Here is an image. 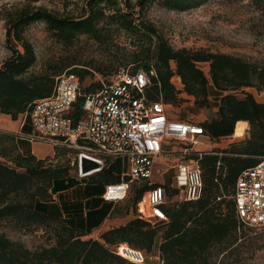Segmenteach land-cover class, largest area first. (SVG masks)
Listing matches in <instances>:
<instances>
[{"label": "trees", "instance_id": "obj_1", "mask_svg": "<svg viewBox=\"0 0 264 264\" xmlns=\"http://www.w3.org/2000/svg\"><path fill=\"white\" fill-rule=\"evenodd\" d=\"M208 1L84 0L82 13L77 17L59 15L42 7H23L7 14L5 41L11 55L0 66V114L10 116L13 121L28 112L34 101L51 94L57 76L72 74L80 83L85 75H91L86 69H69L71 66L63 73L59 67L50 75L27 73L35 64L36 55L33 46L23 38V31L30 24L41 22L60 43L71 44L79 36H86L108 52L117 49L118 39L125 36L132 49L123 56V61L132 65L133 72L139 69L155 72L147 96L153 100L160 96L168 107L179 102L171 83L173 77H178L183 91L194 98L196 109L209 105V87L220 93L215 118L200 123L210 141L232 137L241 122L249 128L243 141L201 156L202 189L198 200L167 207V223L152 228L146 223L147 228L135 224L120 226L103 233L99 240L82 239L86 234L40 211V205L51 201L52 194L60 191L57 188L63 186L65 179L67 183L63 187L73 183L68 164L66 167L51 164L59 152L68 151L55 149L52 158L38 160L30 153H20L13 135L0 132V222L21 229L34 225L54 227L55 236L50 246L31 250L0 232V264H133L117 256L114 248L121 245L119 251L126 247L146 257L158 237L163 264H207L214 245L244 236L241 229L247 226L237 222L232 196L238 175L264 157V104L258 103L251 93L237 98L230 92L250 88L264 94V66L222 53L174 49L147 18L155 2L167 10L185 12ZM251 3L264 16V0H251ZM201 64L208 65L207 74ZM100 86L99 82L89 84L81 94ZM82 102L80 97L74 105V119L80 114ZM218 161L222 165L219 174ZM91 177V183L98 187L117 181L104 171ZM131 192L130 203L136 208L145 188L136 185Z\"/></svg>", "mask_w": 264, "mask_h": 264}, {"label": "built area", "instance_id": "obj_2", "mask_svg": "<svg viewBox=\"0 0 264 264\" xmlns=\"http://www.w3.org/2000/svg\"><path fill=\"white\" fill-rule=\"evenodd\" d=\"M152 76L153 70L121 69L106 82L100 81L99 88L81 94L79 79L63 73L55 78L51 94L34 101L19 120L20 129L27 123L31 129L29 134H19L20 139L74 152L72 164L80 178L102 172L121 160L125 171L115 176L116 182L104 185L100 198L119 203L127 199L134 186L144 187L135 210L137 217L151 226L168 222L167 207L199 199V159L209 153L196 148L201 139H208L199 121L192 117L181 120L167 110L160 96L158 100L147 96ZM80 97V114L74 119L72 112ZM81 157L99 163L100 169L81 176ZM170 157L178 162L166 167L160 180L154 182L155 162ZM221 168L218 161L217 174ZM232 200L239 224L264 230V157L238 175ZM120 246L114 248L117 256L133 264L146 263L147 257L133 249L134 260L121 255ZM156 254V264H163L158 249Z\"/></svg>", "mask_w": 264, "mask_h": 264}, {"label": "rangeland", "instance_id": "obj_3", "mask_svg": "<svg viewBox=\"0 0 264 264\" xmlns=\"http://www.w3.org/2000/svg\"><path fill=\"white\" fill-rule=\"evenodd\" d=\"M83 5L84 0H0V66L11 55L5 41V18L8 13L18 11L23 7H42L59 15L77 17L81 15ZM147 18L174 49L185 48L191 51L206 50L211 53H222L264 66V16L252 5L251 0H209L185 12L167 10L155 2L149 8ZM23 38L33 46L36 55V62L28 70V74L50 75L57 67L62 69L60 73H63L68 70L66 69L68 66H71L69 69L75 68L74 70L86 69L91 75H85L84 80L80 82L81 92L89 84L106 82L121 69L133 70L132 65L123 61V56L132 49L125 36L118 39L117 49L112 48L108 52V49H102L86 36H79L71 44L60 43L45 29L43 23L35 22L24 29ZM14 45L19 51L22 50L20 45L16 43ZM200 67L206 74L208 73L207 64H201ZM171 83L178 93L179 102L175 106L167 107V110L176 114L181 120L192 117L195 121L202 123L215 118L220 93L209 87V105L203 109H196L194 98L183 91L179 78L173 77ZM246 92L251 93L258 103L264 104V94L254 89L248 88L230 93L237 98H242ZM17 120H20L19 116ZM246 126L248 125L245 122L239 123L234 137L223 138L217 142L201 139L196 148L205 152L228 149L231 144L241 142L247 137V134L242 137ZM21 132L31 133L28 123ZM20 145L22 148H28L26 143H20ZM176 145H182V143ZM30 149L38 157H44L52 152L50 146L41 144L32 145ZM74 154V152L61 151L56 159H52L51 164L61 167H66L68 164L71 167L69 174L78 176L72 164ZM177 162L176 157L156 161L153 181H159L160 173L169 165ZM124 171L125 167L121 160L113 162L104 170L105 173L114 177ZM171 176L172 173L167 176V181H170ZM132 195L131 192L127 200L130 201ZM225 199L229 200L230 197ZM145 225L149 228L159 226V224L151 226L147 223ZM53 230L54 227L43 225L21 229L9 222H0L1 233L31 250L53 244L55 241ZM241 231L244 232V236L240 239L236 240L232 237L221 244L214 245L210 250L207 264H264V230L244 227ZM159 241L158 237L155 247ZM119 252L126 258L129 257L130 260L135 259L129 256L127 251L120 250ZM156 256V248H154L150 254L146 255V263L156 264Z\"/></svg>", "mask_w": 264, "mask_h": 264}, {"label": "crops", "instance_id": "obj_4", "mask_svg": "<svg viewBox=\"0 0 264 264\" xmlns=\"http://www.w3.org/2000/svg\"><path fill=\"white\" fill-rule=\"evenodd\" d=\"M247 127L248 126H246L242 137L247 134ZM21 130L19 120L13 121L10 116L0 114V132L8 133L15 137L18 142L20 153L24 155L30 153L38 160H43L48 157L52 158L54 156L55 149L50 146L52 149L51 154L38 157L30 149L31 146L35 144H47L30 143L20 139L19 134H22ZM20 143L28 144V148H22ZM70 179L73 182L71 186L68 188L63 187L67 183V179H65L63 186L57 188L60 191L52 194L51 201L40 205V211L51 218L58 219L70 225L78 232L86 234L82 239L99 240V237L103 233L129 224L140 225L147 228L144 225L146 222L137 217L136 208L127 200L128 197L126 200L119 203H107L100 198L103 192V186L98 187L97 185H93V183H91V180H93L91 176L80 178L79 176L70 174ZM158 245L159 244H157V247L154 246L156 251ZM121 250L122 252L127 251L129 256L135 258L134 253L128 251L126 247H122Z\"/></svg>", "mask_w": 264, "mask_h": 264}, {"label": "water", "instance_id": "obj_5", "mask_svg": "<svg viewBox=\"0 0 264 264\" xmlns=\"http://www.w3.org/2000/svg\"><path fill=\"white\" fill-rule=\"evenodd\" d=\"M79 171L81 176H86L97 169H100L101 165L95 161L89 160L85 157L80 158Z\"/></svg>", "mask_w": 264, "mask_h": 264}]
</instances>
